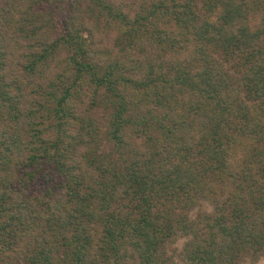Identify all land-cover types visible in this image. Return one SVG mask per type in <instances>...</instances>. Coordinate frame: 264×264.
I'll return each mask as SVG.
<instances>
[{
  "label": "trees",
  "instance_id": "obj_1",
  "mask_svg": "<svg viewBox=\"0 0 264 264\" xmlns=\"http://www.w3.org/2000/svg\"><path fill=\"white\" fill-rule=\"evenodd\" d=\"M263 253L264 0H0V264Z\"/></svg>",
  "mask_w": 264,
  "mask_h": 264
},
{
  "label": "rangeland",
  "instance_id": "obj_2",
  "mask_svg": "<svg viewBox=\"0 0 264 264\" xmlns=\"http://www.w3.org/2000/svg\"><path fill=\"white\" fill-rule=\"evenodd\" d=\"M201 209L209 210L210 209V204L207 201L202 200L200 203L195 205L189 211V214L193 215L194 212H196L197 210H201ZM183 241H184V237L183 236L182 237H178L174 242L169 244L167 252L169 253L171 250H174V251L178 250L180 248L181 244L183 243ZM238 264H264V253L259 255L255 259H244V260L240 261Z\"/></svg>",
  "mask_w": 264,
  "mask_h": 264
}]
</instances>
